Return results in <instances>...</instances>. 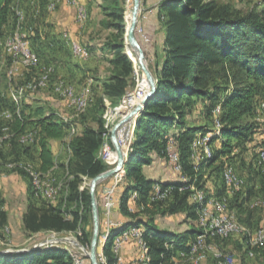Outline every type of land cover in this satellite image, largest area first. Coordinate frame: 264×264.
Listing matches in <instances>:
<instances>
[{"label": "trees", "instance_id": "trees-1", "mask_svg": "<svg viewBox=\"0 0 264 264\" xmlns=\"http://www.w3.org/2000/svg\"><path fill=\"white\" fill-rule=\"evenodd\" d=\"M115 9L106 14L115 20L112 24H106V27L124 34L125 10ZM156 9L159 29L165 31L163 58L153 65L156 91L136 118L133 139L127 150L128 160L123 174H119L122 177L119 183V211L125 220L110 227L107 232L102 249L106 264H116L111 249L114 236L132 226L143 229L149 264H195L175 263L172 259L177 252L187 249L188 244L202 232L197 216L200 204L190 200V190L180 191L179 187L194 183L207 198L220 196L224 187L222 171L226 167L223 157L237 168V161L244 160L243 152L249 150L250 142H254V145L251 146L253 152L248 162L247 185L245 190L235 194L228 202V209L236 214L239 221L240 214L246 212L247 208L244 207L250 205L252 197L264 199V174L257 166V155L264 147V126L255 116L264 99V10L253 8L243 13L229 3L218 0H159ZM14 13L11 0H0L2 40L6 38L5 28L8 24L11 26L10 31L14 29ZM127 20L128 17H125V22ZM27 37L33 52L38 56L44 54L40 34L36 32ZM31 38L36 45L32 44ZM103 49L112 55L109 60L111 69L107 79L100 81L101 95L95 96L89 106L87 103L88 114L85 117L65 120L51 110L37 107L29 109L27 113L21 111L20 116L15 114L7 123L12 137L0 143L2 158L5 155L19 158L26 153L29 147L21 143L19 137L31 132L25 131L28 127L38 128L35 144L39 149L41 171L36 172H44L54 166L50 139L69 136L71 127L76 131L70 137L71 156L65 167L70 176L66 183L67 194L65 197L62 194L58 205L46 201L40 205L32 202L28 204L22 215L23 232L28 236L39 232L80 231L81 243L89 244V234L84 226L86 218L82 212L91 208L90 194L87 188L80 190L79 187L84 178L91 179L109 168L102 157L104 147H112L107 124L105 129L102 118L104 102L107 99L116 103L123 97L132 82L134 67H138L127 45V54L124 53L122 42L104 44ZM220 98L218 118L221 126L219 133L209 140L207 153L211 144L217 141L218 144L212 146L209 156L203 154L196 168L189 157L190 145L196 135L205 133L209 126L189 125L187 116L197 112L212 124L215 118L213 110ZM4 107L9 106L0 95V111ZM173 125H179L180 129L165 137L164 127ZM2 126L3 121L0 119V134ZM77 126L80 127L79 133ZM256 135L261 139L255 141ZM170 137L174 140L173 150L177 152L182 166L181 173H176V179L171 181L155 180L145 174L143 167L151 164L155 158L164 159L167 163V140ZM206 170L210 171L209 176L213 179L211 188L205 182L203 186L200 183ZM23 171L19 170L25 174ZM180 175L186 181H181ZM155 183H159L162 190L172 186L170 197L151 201ZM131 194L136 195L132 200ZM130 203H133V209ZM251 212L248 211L249 217ZM177 213L183 214L184 221L188 223L186 228L173 231L157 223V216ZM7 224V210L0 204V230ZM102 234L100 223L99 235ZM227 239L215 237L207 242L219 247L218 244L225 243ZM258 249L261 248L253 252L264 255V248ZM17 250L19 248L12 252H0V264H75L68 249L63 246L41 245L26 251Z\"/></svg>", "mask_w": 264, "mask_h": 264}, {"label": "rangeland", "instance_id": "rangeland-1", "mask_svg": "<svg viewBox=\"0 0 264 264\" xmlns=\"http://www.w3.org/2000/svg\"><path fill=\"white\" fill-rule=\"evenodd\" d=\"M95 1L91 3L92 5H89L87 10L86 9L84 10L83 7L76 8L75 10L76 22H81L78 24L88 23L87 27L90 29V32L88 33V37H86V39L84 38L82 42L80 43L75 42L77 45L82 47L83 50L86 51V54L84 55L83 53L79 56L78 54H75L74 52L72 53L75 54L74 56L76 59H79L81 61L87 60L88 58L89 59L91 58V60H94V58H97L95 61L92 62L93 64L96 65L95 69L98 71L99 70L109 71L111 67L109 64H107L108 63L107 60L109 59V57L111 58L112 55L108 51H106V49L105 50L103 49L104 44H111V43L116 44V43L122 42L124 51H125L126 45L128 44V41L126 40L125 26L127 27L130 24L133 0H116V1H112L113 3L108 2V1H103V0H97V3H99L98 6L94 3ZM218 1L221 3H229L231 6H233L237 10H240L243 13L248 12L249 10L253 8H256L258 11L264 10V0H218ZM60 3H61V0H11V6L13 7V11L15 12L14 14L16 16V23L14 26L16 29L14 32L13 30L10 31L11 28L8 29L4 37L15 35V34H27V36L28 35L33 36V34H35L36 32H38L40 36H42L41 40H49L51 39V37L58 36L59 34H61V31L59 30H62V28H58L59 27L58 24L55 23L56 21L55 16H56V12L58 11L60 7ZM156 5L154 6H150V4L146 5L144 0H140L138 17H137V25L135 29L136 38L138 42L140 43L143 49V52H144L146 66L148 70L152 73L153 77H154V74H153L154 63L156 61L161 62L163 58V53H162L163 44L161 43L160 40L161 38L163 40L165 36V31L162 29L161 30L159 29V31L155 30V32L153 33L154 38H152V34L145 27L144 20L149 18L148 12L151 10H154ZM115 7H116L115 10H118L119 8H123L125 10L124 16H123V24L125 28L124 34L112 27H106V24L108 25V24H112L115 22L113 17L106 15L112 12ZM82 13L84 14L83 17H82ZM125 17H128V20L126 22H125ZM13 19H14V15H13ZM65 35L66 37H68V34L66 32H65ZM31 40H32V44L36 45V43L33 41L32 38ZM0 46H1L0 49L1 48L4 49L2 42ZM90 47L93 48V51L89 50ZM3 51L5 52V54L9 56L10 60H8V58L5 55L3 57L4 60L0 62V72L2 73V75H0V87H4L6 86V84L8 85V81L12 82V86H13V78H15L16 73L20 71H22L24 73V77L27 78V80L25 79L26 84L32 83L41 74L47 72L49 74V78L47 82L48 85H46V87L44 88L34 90V93H33L34 96H38L39 98H46V99H49V101H56L58 99H60L61 101L63 99L66 100V98H64L61 94L56 93L54 90L55 86L59 84V82H62V81H59L60 79L66 80L70 82L71 84L73 83L78 88L86 83L91 84L93 91L90 90L89 88H87V90H84V91H82L81 89L80 90L76 89L75 90L76 92L74 91L75 94H78V95L85 94L86 95L88 106L93 101V99L95 98L98 92L96 89V86L94 85L95 80L93 79L92 76L88 77L87 74L82 73L79 76L80 79L78 80V83L73 82L72 76L67 71L68 70L67 69L68 68L67 56H62L61 57L62 59H57L55 57L51 59L49 57L48 60H46V58L43 57V55L46 54L45 49H44V54L40 55V62H41L40 67L43 68V70L38 68L39 56L36 55L37 53L35 52H34L35 53L34 55H35V58L37 59L34 65L27 66L23 64L22 61L19 59L20 64L23 66V68L18 65L17 70H15L14 65H13V60L17 61V59L13 57L8 52L7 49H4ZM128 51L131 52L133 59H134L135 53L129 47H128ZM70 56L72 55L70 54ZM93 75L97 76V73L94 72ZM9 77H12L11 80L8 79ZM21 80L22 79L20 76L17 77L18 82H21ZM149 89L150 88L146 84L143 71L138 66L136 68L134 67V74L132 76V82L129 88L126 90L123 97H121L116 103H111L107 99L105 100L102 118L104 120V128H105V124H107V127H108L107 129L109 130V140H110V130L112 126L119 119L123 118L126 112H129L136 105H138L143 95H145L149 91ZM27 90H30V89H27ZM138 95L140 97L139 99H138ZM133 96L135 97L134 99L135 103L133 105H129L128 101ZM262 100L263 101H261L259 105H261L264 102V99ZM221 101L222 100L220 98L216 102V105H215L216 108L219 107V104ZM67 105L73 108L71 105L68 104L67 100L65 102V106L60 108L61 115L65 117L66 119H74V116L81 119L88 114V106L84 112L77 113V111L74 108L71 109ZM138 114L133 115L129 120H127L124 123L125 125L122 130L117 131L118 143L120 147L122 148V150L124 151V153L126 154V156H127V150L133 139L135 123H136V118ZM260 114L261 116H257L256 120L258 122H261L262 126H264V115L262 113ZM187 123L189 125H195V126L207 125L211 127V124L209 123V121L205 117H202V116L200 117V115L197 112H193V115H190L188 117ZM179 129H180L179 125L165 126L163 129L164 131L163 135L167 137L168 135L174 132H177ZM260 139L261 137L259 135L255 136V141H258ZM171 141H174V140L173 138L170 137L167 140V147L169 145V142ZM217 144H218V141L212 146H215ZM253 145H254V142L253 143L250 142L248 144L249 150L247 151L245 150L243 152L245 156L244 160H242V162H240L239 160L237 161L238 170L245 173L246 178L249 174L248 162L253 152V148H252ZM114 153L115 152H114L113 145L112 147L106 145L103 149L102 157L104 161L107 162V164H109V168H112L116 163V158L112 160L113 156H115ZM62 158L61 157H59V159L57 158V161H59L60 159L62 160ZM231 163L235 164V162H231ZM27 166L28 167L30 166L29 168H31L34 172H36V170L30 164H25V163L21 164L18 162H13L12 155L10 156L5 155L3 158L0 156V196H1L0 204L3 206V208L7 210V213H8V224L0 230V252H12L15 248H19V250L26 251L29 248H32L35 246L46 245V246L66 247L68 251L76 257V259H77V255L74 252L75 249L82 248L85 252L88 253L90 249V241H91V236L93 232V220H92L91 208L90 210L84 209V211L82 212V215L85 216L86 218L85 220L86 224L84 226L87 229V232L89 234V244L87 245H83L81 243V239H80L81 232L80 231H77V233L39 232L31 236H28L25 233H22L23 227L21 224L22 222L21 210L23 209L24 203L21 200H19V198H20V192L23 190L22 187L24 186V184L20 185L22 184L23 178L21 176V173L18 171V169L24 170L22 168L24 167L25 170L27 171L28 170ZM164 166L166 167V171L170 172L171 174H174L172 166L168 162L167 163L165 162ZM120 173L123 174V170L116 173L115 176L119 175ZM209 173H210L209 170L205 171L204 173L205 175L201 179L200 183L203 186L204 185L203 182H205L207 186L211 188L213 185V179L211 176H209ZM63 175H64L63 172H61L60 170L52 178L59 181L61 179H65ZM115 176L113 177L111 176L101 181L98 184L97 188L102 184H106L104 182H108L109 180L115 178ZM205 176H207L208 178H205ZM28 177L31 181L30 176ZM47 177L51 178L50 175H47ZM90 180L91 179L84 178L80 186H82L84 189L87 188L89 190ZM246 182H247V179H246ZM246 182L245 184L247 185ZM249 184H250V181H249ZM97 188H96V199H97L98 207L100 210V203L102 202L97 193ZM31 190L32 188L30 185V191ZM59 194H61V192ZM169 197L170 195L167 198ZM232 198L233 196H228L227 197L228 202L232 200ZM228 202H227V211L232 212L235 215V218L237 219L236 214L233 211L228 209L229 208ZM260 202H262V200L255 199L250 205H245L244 208H247L246 212L243 214H240L239 216L238 222L241 225H243L250 234H252L253 232L257 230L264 231V223H262L263 208L262 207H260L259 209H251L252 207L250 208V206H253V207L261 206V204L263 203H260ZM256 203H259V204H256ZM249 210H252V212L250 213V217L248 214ZM183 220H184V216L182 215V213H179L175 215L158 216L157 223L162 228H167L173 231H177V229L182 230V228L185 227V225H182ZM115 225L116 223H111L110 226L107 228H110ZM104 234H105V231L103 232V235L101 236L99 240L97 252H101L99 250H100L101 244L103 243L101 240L104 238ZM245 236L246 238H244ZM106 237H107V233H106ZM247 237H249V234L247 233H243V234L236 235V236L233 235L230 238H228L225 241V243H221V244L219 243L218 244L219 247L217 245H214L213 243L206 242V246L204 247L209 248V249L212 247L214 250L218 249V253L222 255L220 256L219 259H216L214 253H211V254L207 253L206 257L201 262H199V264H218L219 260H222V262H225L226 264H264V255L261 254V252L259 253L253 252V250L257 248H261L258 250H262V248H264V241L261 242L255 248H251V246L248 243ZM99 260L101 261L100 257H99ZM215 260H217V262Z\"/></svg>", "mask_w": 264, "mask_h": 264}, {"label": "crops", "instance_id": "crops-1", "mask_svg": "<svg viewBox=\"0 0 264 264\" xmlns=\"http://www.w3.org/2000/svg\"><path fill=\"white\" fill-rule=\"evenodd\" d=\"M93 1H95V0H69V1L68 0H61L60 7H59L58 11L56 12V16H55V18H56L55 23L58 24V26H59L58 28H62V30H59V31H61V34H59L58 36H55V37H51V39H49V40H41V42H42V46L46 52L45 55H43V54L42 55H43V57L46 58V60H48L49 57L51 59L53 57H55L57 59H62L61 58L62 56H67V58H68V60H67V64H68L67 69L68 70L67 71L72 76L73 82L78 83V80L80 79L79 76L82 73L87 74L88 77L92 76L93 79L95 80L94 85L96 86V89L98 91L96 94V96H97V95H101L100 81L107 79L109 71H103V70L98 71L95 69L96 65L93 64L92 62L95 61L97 58H94V60H91V58L90 59L88 58L87 60H84V61L76 59L75 56H73L74 53H72L73 50H72V45H71V42H73V41L79 42V43L82 42L84 38L86 39V37H88V33L90 32V29L87 27L88 23L78 24L81 22H76L75 10H76V8H79V7H83L84 10L85 9L87 10L89 5H92L91 3ZM144 1H145L146 5L150 4V6H154L157 4V2L159 0H144ZM94 3L97 6L99 4V3H97V0ZM148 17L149 18L144 20L145 27L152 34V38H154L153 33L155 32V30L159 31L156 6H155L154 10H151L148 12ZM10 28H11V26L8 24L7 27L5 28V33ZM15 29L16 28L14 27L13 32L15 31ZM65 32L68 34V37H66ZM25 35H27V34H25ZM159 38H161V37H159ZM159 38H157V39H159ZM2 39L3 38H1L0 41ZM41 39H42V36H41ZM160 41H161V43L163 42L162 38ZM158 43H159V41H158ZM4 49H6V48H4ZM4 49H2V48L0 49V62L2 60H4L3 57L5 55L8 58V60H10L9 56L7 54H5V52L3 51ZM7 50L11 54L10 50L9 49H7ZM89 50L93 51V48L90 47ZM2 53H4V54H2ZM70 54L72 56H70ZM109 60H110V57L107 60V62H108L107 64L110 65ZM40 63L41 62H40V55H39L38 68L43 70V68L40 67ZM13 65L14 66L17 65V61L13 60ZM19 66H21L23 68V66L20 64V61H19ZM94 72L97 73V76L93 75ZM0 75H2L1 72H0ZM5 76H6V74H5ZM19 76L22 79L21 82L17 81V77H19ZM25 79L27 80V78L24 77V73L22 71H20V72H17L15 78H13V86H12V82L8 81V85L6 84V86L0 87V95H1V97H3L6 104L9 106V107L2 108L0 111V119L3 121L2 133L0 134V143L4 142V141H8V139H10L12 137L11 136L12 133L8 130L9 127H7V125H8L7 123H9V121L14 117L15 114L20 116L21 111H23V110L25 113H27V111L29 109L33 110L37 107H42L46 111L51 110L54 113L62 116L60 108L65 106L66 100L62 98L63 99L62 101L60 99H58L56 101H49V99L39 98L38 96H34L33 95L34 92L31 90H27L26 85H24V84H26ZM59 81H62V82L65 81L64 84L71 85L74 90H76V89L80 90L81 89L82 91H84V90H87V88H89L90 90L93 91L91 84H89V83H86V84H84L78 88L75 86V84H73V83L71 84L70 82H68L66 80L60 79ZM53 87H54V85H53ZM68 107L71 108L70 106H68ZM71 109H73V108H71ZM259 109H258V114L257 113H256L257 115L255 114L256 118H257V116H261V114L259 113ZM191 115H193V113ZM189 116L190 115L187 116V119ZM63 118L66 120L65 117H63ZM74 119L78 120V117L74 116ZM79 126H77V133H79V131H80ZM25 131H31L32 132L31 140H29V142L25 143V145H27L29 147V149L26 153L22 154L21 156L19 155L20 156L19 158H14V156H13V162H18L21 164H23V163L30 164V165H32V167L35 170L41 171L40 170V160L38 158L39 149H38L37 145L35 144V141L37 140V136H38V128L28 127L25 129ZM75 133H76L75 128L71 127L69 130V136L61 138V139H50L49 147L51 149V152L53 153L54 166L52 168H50L49 170L42 172V173H44L45 176L50 175V177H53L54 175H56V173L58 171L61 170V172H63V174H64L63 177L65 179H61L60 181L65 182V183L68 182L70 176H68L67 172L65 171V167H66L67 162L71 156V151L69 148L70 137L72 135H74ZM171 142H172V144H174L173 141H171ZM211 147H212V144L209 147V153L204 154L206 157L210 155ZM59 157H61V158L63 157V158H62V160L60 159L59 161H57V158L59 159ZM226 159H227L226 157H223L224 165L228 166V165H230V163H229V161L227 162ZM164 165H165L164 159L155 158L151 164L145 165L143 167V170L147 176H150L151 178H154L155 180H161V181L169 180V181H171V180L176 179V173L177 172H175L173 170L174 174H171L170 172L166 171V167ZM232 167L235 171V174L238 175L243 180V184H242L241 188L239 190L235 191L236 193H231L229 191V190H231V188H229L226 185V183L224 182V179H222L223 184H224L223 193L220 196L212 195L210 197H215V198L224 197L227 199L228 196H234L235 194L241 193L243 190H245V187H246L245 182L247 179L245 173L239 171L238 168L235 167V165L234 166L232 165ZM19 170H21V169H18V171ZM21 171H23V170H21ZM261 173L264 174V171H262ZM21 176H22L23 181H24V182L22 181V184H20V185L24 184L23 187L21 186L23 190L20 192V198H19V200H21L24 203L23 209L21 210V219H22V215L26 211L27 206L30 202L37 204V205H40L43 201H46V203H50L52 205H58L62 199V194L64 197V193H65L66 188H63V190L61 191V194H56L51 199H47V198H44L42 196L38 197L37 195H34L32 193V190L30 191L31 181H30L29 177L26 175V173L25 174L21 173ZM113 176H115V175H113ZM179 178L181 179V175ZM205 178H208V177L205 176ZM222 178H223V176H222ZM121 179H122V177L120 175H117V176H115V178L109 180L108 182H104L106 184H102L97 188V193H98L100 200L102 202V203H100V210H99L101 229L103 231H105L104 238L101 240L102 242L105 239V235H106L107 231L110 229V228L106 227V225H105L106 221L111 220L112 222L119 224L125 220V217L119 211V199H120V193H121V188H119V183H120ZM156 184H159V183H156ZM206 186H207V184H206ZM169 187H172V186H169ZM207 187H209V186H207ZM79 188L81 190L83 187L80 186ZM106 190H111L112 196H113V203H112V207L110 209L111 212L109 215H106L104 213L105 208H104V202H103V198H104L103 194ZM135 196H136L135 194H131V200ZM151 197H152V193H151ZM151 197H150V199H151ZM255 199L262 200L263 204H261V206H259V207H257V206H255V207H257V208L262 207L263 208V213H262L263 221H262V223H264V206H263L264 205V199L260 198L258 196H255V197H252L250 199L249 204H251L253 202V200H255ZM227 202H228V199H227ZM251 207H253V206H251ZM130 208H132V209L134 208L133 203L132 204L130 203ZM177 214H179V213H177ZM166 215H175V214H166ZM157 218H158V216H157ZM21 224H22V222H21ZM182 225H185L184 228H186L188 226V223L183 220ZM184 228H182V229H184ZM169 230H171V229H169ZM22 233H24L23 229H22ZM134 249H135V247L131 243H124L122 245V255L125 258H127V260H130L134 256Z\"/></svg>", "mask_w": 264, "mask_h": 264}, {"label": "bare ground", "instance_id": "bare-ground-1", "mask_svg": "<svg viewBox=\"0 0 264 264\" xmlns=\"http://www.w3.org/2000/svg\"><path fill=\"white\" fill-rule=\"evenodd\" d=\"M83 16L84 14L82 13V17ZM131 18H132V10H131ZM24 36L26 38V42H28V45H30L29 38L25 34H15V35L7 36L3 40L2 45L4 48L9 49L11 52V55L15 57L16 49H18L19 44L22 43ZM71 45H72V50L75 54H78L79 56L83 53L84 55L86 54V51L83 50L82 47H80V49H78V53H76L74 41L71 43ZM127 46L129 47L128 44ZM130 49L135 53L134 60L136 64H138V66L142 70V64L139 61L136 50L132 48ZM30 51H31V57L35 58L34 52L31 49V47H30ZM19 59L22 61L23 64L27 66L34 65L36 63V59H28V60L26 58H19ZM143 64L146 66L145 60H143ZM11 78L12 77H9L8 79L11 80ZM48 78H49V74L45 72L41 74L35 81L33 82L30 81L32 83L25 84L26 88L30 89L33 92L36 89L44 88L46 87V85H48L47 83ZM144 78L146 80L147 86L149 87V83L145 75H144ZM54 90L56 93L61 94L64 98H66L68 104L71 105L77 111V113H82L86 110L87 108L86 95L85 94H82V95L75 94L76 91L73 89L71 85H66L62 82H59V84L55 86ZM141 100L139 101V103L141 102ZM259 108H260L259 113H262L264 115V102L259 106ZM213 112H214L215 118H214L213 123L211 124V127H209L205 133H198L190 145L189 157L194 162V166L196 168L201 162V160L203 159V154L207 153V146H208L209 140L214 134L219 133V128L221 126L219 122V118H218V115L220 113V108L219 107L215 108ZM29 134L31 138L32 132H27L23 134L22 136H20L19 137L20 142L23 144L27 143L29 139L26 138V135H29ZM169 144H172V143L169 142ZM168 156H169V145L167 147V160H168ZM114 158H116V155L113 156L112 160H114ZM257 166L259 167L261 172L264 171V147L259 151L257 155ZM29 167H28L27 172H29L30 177H31V188H32V191L34 192V195H37L38 197L42 196L44 198L51 199L56 194H59L63 190V188H66L64 197L66 196L67 184L65 182H62L60 180L58 181L52 177L48 178L47 176L44 175V173L42 172L36 173ZM173 170L177 173H181V170H182V166L179 161L178 154L176 152H174V157H173ZM222 172H223L222 176H223L224 182L229 188H231V190H232V187H233V191H237L241 188L243 184V180L240 178L241 183L235 182L236 174L232 166L230 165L226 166ZM180 180L186 181L183 175H181ZM46 186L49 187L48 193H45ZM187 189L190 190L191 192L190 200L193 202H198L200 204L198 211H197V216H198L199 226L202 228V232L198 234V236L188 244L187 249L177 252L173 256L172 259L175 263L192 262V263L198 264L206 257L207 253H210V254L214 253L216 259L220 258L222 254L218 253V249L214 250L212 247L210 249L204 247L206 246L207 239H213L215 237H219L225 240L233 236L225 232H222L220 229H218L219 216H224V223L229 225L230 230L234 232H239L240 234H243V233L249 234V237L247 238H248V243L251 246V248H255L261 242L264 241V231L263 230H257L253 232L252 234H250L246 230V228L238 222V220L235 218V215L232 212L227 211V199L226 198L224 197L207 198L202 190L196 188L194 183H190L185 186L179 187L180 191L187 190ZM171 191H172V187H168L162 190L160 185L155 183L152 188L151 200L157 201V200L166 199L167 196L171 194ZM0 201H1V196H0ZM133 232L135 233L133 234V237H132V244L134 245L135 249H139L140 251L141 263L149 264V258L147 255L148 245H147V242L143 238V229L138 226L129 227L126 230L119 233L118 235L114 236L112 240V244H111V249L114 254V259L116 261V264H124V262L122 261V258L120 257V249L118 246L119 240L123 237H127L129 234ZM253 236L254 238H256V242L252 241ZM104 241L101 244V247L99 250L101 252H97V254H98V258L100 257L102 263L106 264V257L102 250ZM70 257L74 260L75 264H77L76 257L72 255L71 253H70ZM218 264H226V263L222 262V260H219Z\"/></svg>", "mask_w": 264, "mask_h": 264}, {"label": "water", "instance_id": "water-1", "mask_svg": "<svg viewBox=\"0 0 264 264\" xmlns=\"http://www.w3.org/2000/svg\"><path fill=\"white\" fill-rule=\"evenodd\" d=\"M140 0H133L132 6V18L130 24L126 28V40L128 41V45L130 48L135 49L139 58L140 63L142 64V71L149 83V91L143 96L141 102L136 105L132 110L126 112L125 116L119 119L111 128L110 130V141L113 145L114 152L116 155V163L112 168H109L98 175L94 176L90 180L89 184V194L91 200V211H92V220H93V232L90 241V249L87 254V257L90 261V264H99L97 260V248H98V240H99V231H100V217H99V208L96 199V188L98 184L115 175L116 173L123 170L125 163L128 160V157L120 147L118 143L117 131L118 129L133 115L140 113L147 103V101L154 95L156 91V81L153 77L152 73L148 70L147 66L143 64V60H145L143 49L138 42L135 29L137 25V17H138V10H139ZM125 54H127L124 51ZM129 57V56H128ZM130 58V57H129ZM17 251H24V250H17Z\"/></svg>", "mask_w": 264, "mask_h": 264}, {"label": "built area", "instance_id": "built-area-1", "mask_svg": "<svg viewBox=\"0 0 264 264\" xmlns=\"http://www.w3.org/2000/svg\"><path fill=\"white\" fill-rule=\"evenodd\" d=\"M9 39V38H8ZM74 46H75V51L76 53H78V49H80V46L77 45L75 42H74ZM15 58H17V65L14 66L15 70H17V67L19 65V58H26L27 60L28 59H37V58H33L31 57V51H30V45H28V42H26V38L24 36L23 38V41L22 43L19 44V47L18 49H16V55H15ZM138 98H139V95H138ZM134 99L135 97L133 96L132 98H130V100L128 101L129 105H133L135 102H134ZM138 101V99H137ZM136 101V102H137ZM124 125L123 124L118 131L122 130L124 128ZM26 138L30 140V134L29 135H26ZM173 147H174V144H169V156H168V163L172 166V169H173V157H174V150H173ZM235 182H240V177L238 175H235ZM48 190H49V187H45V193H48ZM231 193H236L235 191H233V187H232V190H229ZM103 202H104V213L106 215H109L110 212H111V207H112V203H113V196H112V191L111 190H106L103 194ZM262 203V202H260ZM256 204H259V203H256ZM111 223H114L112 222L111 220L109 221H106L105 222V225L106 227H109ZM218 229H220L222 232H225L229 235H240L239 232H234L232 230L229 229V225L225 224L224 223V216H219V226H218ZM104 232V231H103ZM135 232L129 234L127 237H123L119 240V243H118V246H119V249H120V257L122 258V261L124 262V264H142L141 263V258H140V251L139 249H134V256L130 259V260H127V258H125L123 255H122V245L124 243H131L132 244V237H133V234ZM103 235V234H102ZM101 235V236H102ZM101 236L99 237V240L101 238ZM99 240H98V244H99ZM253 242H256V238H254L253 236ZM133 245V244H132ZM74 252L76 253L77 255V264H90V261L87 257V252H85L82 248H79V249H75ZM97 260H98V263L99 264H103L99 258H98V254H97ZM206 260V259H205Z\"/></svg>", "mask_w": 264, "mask_h": 264}]
</instances>
